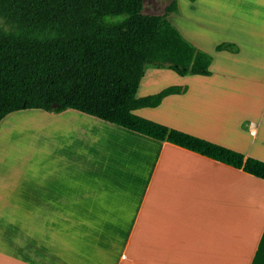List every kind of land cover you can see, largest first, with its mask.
<instances>
[{"label": "crops", "instance_id": "obj_1", "mask_svg": "<svg viewBox=\"0 0 264 264\" xmlns=\"http://www.w3.org/2000/svg\"><path fill=\"white\" fill-rule=\"evenodd\" d=\"M174 1L166 18L209 74L146 67L136 97L187 89L133 112L264 161V0ZM0 264H264V179L76 109L15 110Z\"/></svg>", "mask_w": 264, "mask_h": 264}, {"label": "trees", "instance_id": "obj_2", "mask_svg": "<svg viewBox=\"0 0 264 264\" xmlns=\"http://www.w3.org/2000/svg\"><path fill=\"white\" fill-rule=\"evenodd\" d=\"M143 0H0V119L20 109L67 108L165 140L264 179V161L133 112L187 86L136 97L146 67L209 74L212 56L164 16L140 14ZM175 9V1L166 12ZM233 49L222 43L220 49Z\"/></svg>", "mask_w": 264, "mask_h": 264}, {"label": "rangeland", "instance_id": "obj_3", "mask_svg": "<svg viewBox=\"0 0 264 264\" xmlns=\"http://www.w3.org/2000/svg\"><path fill=\"white\" fill-rule=\"evenodd\" d=\"M172 2L173 0H143L140 14L143 16H164L166 10L171 6ZM12 29H14V26L9 23L4 17L0 16V30ZM39 120H43L44 122L48 123V120H44L42 118H39ZM24 124V133H27L26 140H29L32 137L30 136V131L35 132V129L29 127L31 125V123L29 122Z\"/></svg>", "mask_w": 264, "mask_h": 264}]
</instances>
